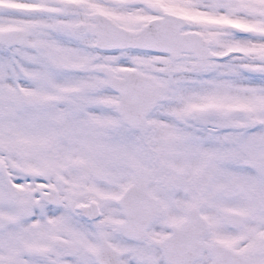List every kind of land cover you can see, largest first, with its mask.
Segmentation results:
<instances>
[{"label": "snow or ice", "instance_id": "snow-or-ice-1", "mask_svg": "<svg viewBox=\"0 0 264 264\" xmlns=\"http://www.w3.org/2000/svg\"><path fill=\"white\" fill-rule=\"evenodd\" d=\"M0 264H264V0H0Z\"/></svg>", "mask_w": 264, "mask_h": 264}]
</instances>
